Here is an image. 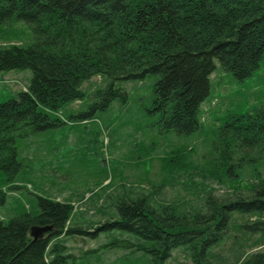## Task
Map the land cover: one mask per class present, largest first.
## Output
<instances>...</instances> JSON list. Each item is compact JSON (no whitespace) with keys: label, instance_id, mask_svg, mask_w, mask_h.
I'll return each mask as SVG.
<instances>
[{"label":"trees","instance_id":"1","mask_svg":"<svg viewBox=\"0 0 264 264\" xmlns=\"http://www.w3.org/2000/svg\"><path fill=\"white\" fill-rule=\"evenodd\" d=\"M12 19L28 23L35 35L28 47L0 48V70L33 72L26 89L0 103V178L12 188L23 168L18 141L63 125L54 114L82 100L83 84L91 78L108 79L95 91L107 107L126 97L116 81L157 75L149 112L157 116L161 131L187 136L202 129L215 59L244 80L264 56V0H0V21ZM230 117L218 128L223 142L210 145L212 168L204 174L213 183L229 182L233 196L218 198L211 185L198 190L201 207L187 211L175 202L154 204L151 194L131 189L118 196L114 219L94 231L68 225L74 211L70 202L38 196V210L0 220V264H67L69 236H95L104 229L129 234L115 245L144 252L145 264H167L181 247L193 264H264V250L231 252L230 262L218 252L227 240L234 251L240 239L241 248L247 245L244 250L264 248V177L259 169L264 163V104ZM238 146L252 149L254 156L234 160ZM170 155L163 163L176 169L173 181L178 182L190 172L189 163L180 150ZM254 162L259 164L255 178L245 183L242 173ZM7 195L0 190V203ZM34 225L51 229L34 240Z\"/></svg>","mask_w":264,"mask_h":264},{"label":"rangeland","instance_id":"2","mask_svg":"<svg viewBox=\"0 0 264 264\" xmlns=\"http://www.w3.org/2000/svg\"><path fill=\"white\" fill-rule=\"evenodd\" d=\"M34 41L28 23L15 19L0 21V48L28 47ZM215 65L210 95L202 105V129L187 136L174 130L161 131L156 125L157 116L149 112L157 75L116 81L126 97H117L107 107L101 106L104 99L96 96L95 91L105 87L108 79L99 75L86 81L82 87L84 98L70 102L54 114L65 121L63 125L18 141V158L23 168L13 188L11 182L0 178V190L8 192L5 202L0 203V220L8 222L24 210H38V196H43L70 202L74 211L68 225L94 231L114 219L115 202L126 191L151 194L154 204L175 202L187 211L201 207L203 197L198 196V190L206 191L211 185L216 197L233 196L229 182L213 183L206 179L208 172H204L212 168L210 145L223 142L218 128L231 120L232 114L253 112L264 104V56L253 75L244 80L223 70L216 59ZM32 77L30 69L0 70V103L15 98ZM175 150L186 156L190 171L178 182L173 181L177 178L176 169L163 163ZM243 155L252 157L254 152L238 146L234 160ZM258 166L256 162L245 166L241 179L245 177V183L254 179L253 171ZM259 169L264 177L263 162ZM68 238L67 252L72 256L67 258V264H145L144 252L132 253L122 243L115 245V240L130 238L119 230L104 229L95 236L81 233ZM241 240L234 244L235 251L230 249L232 241L227 240L218 249L219 256L230 262L231 252L246 255L264 250H244L247 245L241 248ZM182 249L174 251L167 264H193Z\"/></svg>","mask_w":264,"mask_h":264},{"label":"water","instance_id":"3","mask_svg":"<svg viewBox=\"0 0 264 264\" xmlns=\"http://www.w3.org/2000/svg\"><path fill=\"white\" fill-rule=\"evenodd\" d=\"M50 229L51 225H34L30 229V235L34 240L42 239Z\"/></svg>","mask_w":264,"mask_h":264}]
</instances>
